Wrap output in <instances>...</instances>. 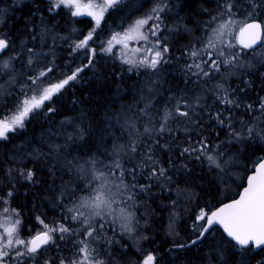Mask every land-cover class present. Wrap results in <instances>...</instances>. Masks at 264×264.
<instances>
[{
	"label": "trees",
	"instance_id": "trees-1",
	"mask_svg": "<svg viewBox=\"0 0 264 264\" xmlns=\"http://www.w3.org/2000/svg\"><path fill=\"white\" fill-rule=\"evenodd\" d=\"M145 1L147 0H132L130 6L120 5L110 11L103 18L101 30L100 27L96 29L95 38L101 32L107 35L112 33L124 23L123 21L139 16L150 6ZM135 2L140 4L133 5ZM171 2L178 3L179 19L174 24H183V30L180 33L177 31L173 38L164 40L171 49L170 62L163 65L156 78L142 72H128L126 67L107 57L96 56L93 67L85 68L77 81L70 82L61 93L53 97L55 103L52 107L55 111L34 119L29 118L23 129L14 132L9 140L0 141V197L6 198L9 191L13 192V195L7 198L8 202L4 204L20 219L19 232L25 239L43 230L37 217L50 225L60 222L63 217L69 215L67 209L86 194L84 180L80 178L81 173L75 168L69 171L65 166L68 160L89 168L90 160L95 158L102 162L98 166L103 169L104 165L110 163L114 148L123 146L124 151L120 153L119 158L124 167L128 168L130 164L139 165L142 151L128 152L133 140L137 148L142 150L148 140H154L156 136L155 132L151 137L145 134V127L151 128L166 123L174 130L175 135L167 132L162 134L160 143L168 144L169 147L165 149L153 145L156 160L167 171L166 177L149 180L138 171L135 182L148 185L147 190L137 189L134 193V202L127 201L128 193L120 197L123 201L120 204H126L129 209L135 211L144 225L142 235L145 240L140 246L141 251L134 248L129 237L118 225H113L114 231H106L103 239L90 242L94 256L103 260L104 264H140L148 252L155 254L156 264H237V254L230 248L228 240L218 228L198 245L185 249L175 248V245L188 243L195 238L197 232H194L192 227L195 215L202 208L214 210L218 207L223 202V189L228 185L218 179V174L209 165L206 157L201 160L182 157L180 151L189 143L188 135L195 142L202 132L210 143L211 154L222 153V156L230 154L238 157V160L247 167L246 174H249L254 165L264 158V139L257 136L255 139L236 140L230 136L231 129L228 126H221L217 121L208 119L209 108L214 112L216 107H222L216 103L215 79L204 84L191 77L190 83H184L188 78L185 77L182 68L185 63L190 62L185 53L193 45L202 46L205 43L203 37L209 28L208 26L203 29L205 22H213L214 17H219L215 23L228 19L227 16L220 17L225 0H171ZM232 3L236 4L233 19H245L251 10L247 6V0H232ZM255 13H258L254 17L256 20H264V8L257 7ZM70 22L72 21H65L67 27L70 26ZM164 22L170 23L168 19ZM61 23H58V29ZM93 27L92 22L88 21L83 29L91 31ZM87 55L85 52L73 55L72 69L76 68V65L87 63ZM58 65L62 68L61 72L64 71L62 62ZM149 81L155 85L153 91L148 89ZM245 81L248 84H245ZM241 87L246 92L241 93L239 91ZM224 88L229 94L234 93L233 98L243 105L254 106L251 114L247 107L232 111L231 122L235 130L241 132L243 136L246 135L244 132L248 126L254 127L258 132L264 130V114L258 108L260 98L264 97V67L258 66L248 77L230 80ZM173 95L183 96L189 103L200 97L197 118L203 115V127L186 135L185 128L192 126L184 122L185 118L176 117L164 122V112L170 111L172 102L175 104L174 100L169 103ZM149 96L152 97L151 101L148 99ZM144 103L148 105L144 106ZM203 105L209 107L201 111ZM146 106L149 113L147 116L141 112ZM4 116L0 114V118ZM254 117L257 119L256 122H253ZM81 131L83 138L79 135ZM232 140L235 143H232ZM21 153L24 155L20 157ZM22 157L26 160L24 165L20 166ZM169 158L174 165L169 163ZM232 166L233 169L239 168L236 164ZM21 168L34 171L35 183H29L19 177L18 172ZM9 170H12L11 175ZM143 171L147 172V169ZM127 179L131 180L132 177L129 176ZM77 184L81 185V191L76 192L71 201L65 197L61 206L58 203L61 192L66 188L70 194L75 191ZM242 186L239 185V191ZM180 192L189 196L188 199L191 201L187 206L191 207V211L189 216L182 214V220L176 224L177 226H173L175 230L172 233L168 221L171 219L176 194ZM63 222L69 224L70 220L63 219ZM73 227L75 228V225ZM81 239L82 237L76 234L64 240H57L56 244L44 251L39 264H44V259L52 260L55 264H59L61 258L68 261L75 259ZM220 250L224 252L223 260L218 255ZM248 261L249 264L264 261V250L251 252ZM29 264H36V261H30Z\"/></svg>",
	"mask_w": 264,
	"mask_h": 264
},
{
	"label": "snow or ice",
	"instance_id": "snow-or-ice-1",
	"mask_svg": "<svg viewBox=\"0 0 264 264\" xmlns=\"http://www.w3.org/2000/svg\"><path fill=\"white\" fill-rule=\"evenodd\" d=\"M124 0H88L84 3L83 0H48L49 13H55L59 9H67L71 17H91L95 22V27L80 39L74 42L71 47L69 56L76 53L85 52L87 55V63L76 67L75 70L66 74L62 80L54 81L52 76L56 72V68L51 64L41 68L38 74H29L27 83L22 85L20 97L17 99L13 109L9 111L3 118H0V141L9 140V133H14L17 130L25 127L26 120L29 118H36L40 115H47L55 111L52 104L55 103L53 97L61 93V90L70 82L77 81L80 78V73L85 68L94 66V59L97 50L89 43L93 40L96 29L100 26L101 20L109 10L123 4ZM247 6L251 9L248 12L245 22L239 27V43L241 51H231L235 47L234 44L224 39L225 34L231 31V27L236 25V20L233 19V14L236 4L232 0H225L223 4V12L220 17L227 16V20H221L218 27H211V35L207 42L201 45H193L192 48L185 53L189 57V61L183 65L182 71L188 79L184 83H190L191 77L196 80L208 84L214 79L224 67L236 66V62L240 56L250 54L255 47H264V24L257 22L255 12L257 7L264 8V0H247ZM164 7L157 4L151 9V12L145 17L137 18L127 29L122 33L118 32L111 36L106 42L107 46L100 49L106 54L115 55L113 48L116 44H121L122 47L127 48V41L144 42L147 47L136 48L137 53H143L139 59L122 58V63L130 65L132 68H144L151 70L154 75H157L162 70L163 65L170 62L169 53L171 49L166 43H162L159 33L161 29V15ZM219 17H214L217 20ZM153 22V23H150ZM155 37V40H151ZM33 35V39H35ZM14 48L13 42L7 36H0V59L3 55H7L10 50ZM228 49L229 51H225ZM27 53L32 54L34 49L32 47L26 48ZM18 54V55H22ZM17 59V55L9 57V60L0 64V69H9L11 62ZM28 65L31 67L33 60L29 55ZM18 83V81H17ZM248 84L247 81L244 82ZM155 85L149 81L148 89L153 91ZM241 88L239 91H243ZM29 92L31 95H29ZM216 103L218 106L215 111L211 108L208 110V119L217 121L221 126H228L230 136L235 137L236 140H242L245 137L241 132L235 130L231 122L232 111L241 107H247L249 113L254 110L252 104L243 105L241 102L233 98V94H229L228 90L224 88L223 83H218L216 91L214 92ZM151 101L152 97H148ZM175 101L174 112L167 111L164 115V120L176 117L185 118L184 122L191 125V128L186 127V135L189 132L195 131L204 125L203 115L197 118V106L199 105L200 97L195 101L189 103L183 96L170 97L169 103ZM209 106L203 105V108ZM259 111L264 114V97L260 98ZM142 115H149L148 106L141 110ZM179 122V121H178ZM247 138L255 139L259 136L264 139V130L257 133L254 127H247ZM155 132V139H149L146 146L140 150L136 146L135 140L128 148L129 153H137L142 151L143 155L140 157V164H130L128 168L119 158L120 153L124 151L123 146L114 148L113 154L110 157V163L104 165L103 169L98 165L102 162L95 158L90 160V167L85 168L82 165L74 163L72 160L66 162V167L69 171L75 168L81 173V179L84 180L86 194L77 200L71 207L67 209L69 215L63 219L70 220L69 224H65L63 219L60 222L49 224L40 217H37L38 222L42 226V231L37 232L30 239L25 240L20 237L18 226L21 221L16 219L11 226L0 225L4 228L0 234V264H29L30 261H36L39 264V259H43L44 251L48 250L52 245L56 244L57 240H64L66 237L79 234L82 239L80 246L77 249V257L73 260H66L61 258L59 264H104V261L94 256V249L90 246V242L96 239H103L106 231L115 229L113 225H118L122 232L131 233L133 231L132 220L134 214L128 210L127 206L114 207L117 205L120 197L127 194V201H135L137 189L146 191L148 185L136 183V176L138 171L141 175H146L149 180L153 178L159 179L166 177L167 171L160 166L155 158V147L165 148L168 144H161L160 139L162 134L170 133L175 135L174 130L166 123H161L158 126L151 128L145 127L144 133L151 137ZM83 138V131L79 133ZM72 139V137H69ZM189 143L181 148L180 155L182 157L194 158L201 160L207 158L209 165L223 171L224 166L228 161L217 162V155L209 152L210 143L200 133L199 138L193 142L190 135H188ZM174 142V141H172ZM155 145V147L153 146ZM58 147V146H57ZM219 147V146H217ZM222 154V153H221ZM169 163L174 165V162L169 158ZM255 172L248 176L247 187L239 193L238 199H233L229 203H224L214 210L202 208L196 215L193 222V231L197 235L187 244L175 245L177 248H186L198 245L201 241L207 238L213 231L217 230L215 226H219L223 230L224 235L228 238L230 248L235 251L238 256L237 264H249L248 256L256 249L264 250V159L259 160L255 165ZM147 169V172L143 170ZM12 170H9L11 175ZM54 175V169L52 170ZM18 175L20 178L35 183L34 171L32 169H19ZM132 177L128 180V177ZM190 178V177H189ZM81 191V185L77 184L75 191L68 193L65 188L61 192L58 203L63 205L64 198L67 197L71 201L75 197L76 192ZM13 195L12 191L8 192V197ZM0 201L7 203V198L0 197ZM83 209V210H82ZM8 208H4L5 214L9 213ZM75 225V228L73 227ZM77 229L79 232L77 233ZM146 238V237H145ZM72 242V241H69ZM221 260L224 258L223 250L218 253ZM44 264H55L54 261L44 259ZM140 264H156V256L152 252H148L143 256ZM257 264H264V261H257Z\"/></svg>",
	"mask_w": 264,
	"mask_h": 264
},
{
	"label": "rangeland",
	"instance_id": "rangeland-1",
	"mask_svg": "<svg viewBox=\"0 0 264 264\" xmlns=\"http://www.w3.org/2000/svg\"><path fill=\"white\" fill-rule=\"evenodd\" d=\"M21 1L26 2L24 0H21ZM86 1H88V0H86ZM222 1H224V0H222ZM94 2H95V0H94ZM131 3H132V0H124V3L121 5L130 6ZM145 3L150 4V6L147 9H145L143 12H141L139 14V16L136 15L127 21H123L124 23L119 25L118 29L116 31H114L112 33H108V35H107V33L101 32L96 38H94L89 43L92 45V47H94L97 50L96 56H99V55L105 56L108 59H110L111 61H114V62L126 67L128 69L127 70L128 72H133V73L134 72H136V73L142 72L146 75L147 74L148 75L149 74L154 75L151 70L144 69V68H132V67H130V65L122 63V58H129L130 59V58L135 57V58L139 59L140 56L143 55V53H137L135 51L136 48L148 46V45L144 44V42H142V41L139 43H137L136 41H127V44H128L127 48L122 47L121 44H116V46L113 48V52L115 53V55L106 54L105 52L100 50L102 48V46H104V47L107 46L106 42L111 38V36L113 34L118 33V32L122 33L137 18L145 17L147 14H149L151 12V9L154 6H156L157 4H160L165 9L162 13H160L161 20L158 21L159 23H161V29H160L159 36H160L162 43H165L164 40H166V38H168V40L170 38H173L174 34L177 31H179V33H180L183 30L182 29L183 24H181V23L180 24H178V23L174 24V22H176V20L178 21V19H179V17H177V11L179 9L177 2L172 3L171 0H147V1H145ZM138 4H140V2H137V3L135 2V4H133V5H138ZM118 7H116V8H118ZM114 9L115 8L106 12L104 17L110 11H113ZM63 10L65 13L69 12V10H67V9H63ZM257 14L258 13H255V15H257ZM244 16H246V15H244ZM89 18H90V20H92L91 17H89ZM166 19H168L170 21L169 24L164 22V20H166ZM245 20H246V18L242 19V20H240V19L236 20V22H237L236 25L232 26L231 31L229 33L225 34L224 39L235 45V47L233 49H231V51H237V52L241 51V46L239 43V40H240L239 27L243 25ZM91 22L95 27V22L93 20ZM261 22H262V24H264V20H262ZM150 23H153V22H150ZM219 23H220V21H216V23L214 21L213 22H205L203 29L205 30L206 28H208L209 24L211 25V27L213 26V28L218 27ZM69 25L70 26L67 27L65 24V21H63L59 25L60 29H58V28L57 29L63 31V33L61 35H59L60 37H57L56 33L54 32L55 30L53 29V28L57 27L58 24H57V26H54V27L46 25L43 30L40 28L42 31L40 33L42 34V36H46V38H45L46 40H44L46 42V44L51 43L50 40L52 38H55V39H53L52 42H59V44H60L61 42L69 41V42H71V45L72 44L74 45V42L81 39L82 28L74 25L73 22L70 23ZM164 26H166V27H164ZM49 30L51 32H49ZM84 31H86V30H84ZM210 35H211V29L208 28V32L206 31V34L203 37L205 42H207ZM150 39L155 40L156 38L150 36ZM60 47H63V46L61 45ZM61 50L60 51L58 50L56 55L59 59H62L61 62H63L65 59H64V53L63 52L61 53ZM51 51H52V49H49V48L45 49L42 47L41 51H40V49H39V51L36 50L30 55L32 56V60L34 61L35 57H40V56L43 57L45 52H51ZM225 51H229V50L226 49ZM75 55L76 54H74V56ZM10 56L8 55V57H6L4 59V61L9 60ZM27 58H28V56L26 55V57L24 58V63H25L24 65H17V64L15 65L12 61L9 69H0V114L1 115L9 114V111L14 108L17 99L21 95V92L22 91H28V89H26V88L25 89L21 88L22 85H25L27 83L28 75L29 74L36 75V74H38V72L41 69V68L40 69H34V68H32V66L30 67L28 65ZM21 61L23 62V59H21ZM43 61H47V60H43ZM258 66L264 67V47H259L258 49H255L254 51H250V54L240 56L238 59V62H236V66L224 67L223 68L224 70H221V72L214 79L217 81V84L223 83V85H225V84L227 85V82H229L230 80H233V79L234 80L235 79L240 80L243 78V76L248 77V75L252 74V72H254L258 68ZM44 67H46V66H44ZM54 67H56V65ZM61 69L62 68H59V65H57V69H56L55 74L52 76V80H54V81L62 80L66 74H69L71 71L75 70V68H74L70 71L67 70V71L61 72ZM154 77L156 78V75H154ZM155 78H153V79H155ZM17 81H18V83H17ZM241 88H243V87H241ZM235 90H236V88H235ZM244 92H246L245 89L241 93H244ZM207 94H208V91L206 92V95ZM29 95H31L30 92H29ZM204 95H205V93H204ZM244 95L245 94H243V96ZM6 100H7V102H6ZM145 105H148V104L144 103V106ZM170 111L174 112V103L173 102L171 103ZM165 112H167V111H165ZM165 112H164V115H165ZM170 119H172V118H169L168 120H170ZM256 121H257V119L254 117L253 122H256ZM164 122H166V121L164 120ZM259 123H260V121H259ZM256 132H258V130H256ZM244 133L246 134L244 136L245 137L244 139H248L247 138V131L245 130ZM244 139L242 141H244ZM232 143H235V141L232 140ZM23 155L24 154L21 153L20 157ZM213 155H217V157H218L217 162L218 163L221 161H228V163L224 166L223 171L212 166V168L218 174L217 175L218 179L220 181H223L225 184L228 183V185L226 187H224L225 185L223 186L224 187V189H223L224 194L222 196V201L226 200L227 198H232V197L237 196L239 193V188H238L239 185L244 184L243 181L245 180L246 176L248 175V174H246V168L247 167L240 160H238L239 158L236 156H231L230 154H226V156H222L220 153H214ZM22 158L23 159H21V162L19 163L20 166L21 165L23 166L25 163L24 161L26 160L25 157H22ZM34 159H36V158H34ZM15 161H20V160H14V162ZM234 164H236L239 168L233 169L232 167H234V166H232V165H234ZM226 181H228V182H226ZM6 198H9V197H6ZM188 198H189V196H186L184 194V192H180L179 194H176L175 200L173 202L174 207H173V210L170 214L171 219L169 218V221H168L169 226H171L170 229H171L172 233L175 230L174 227L177 226L176 224H178L182 220L183 215L185 214V216H189V214H190L191 207H188L187 205H188V202H190L191 200ZM79 199H77V200H79ZM77 200H76V202H77ZM1 203H2V201H0V225H6V226L10 227L11 223H14V221L18 218H17V216H15L14 211H11L4 203H2V204ZM124 206H127V205L126 204H120L119 201H118L117 205H114V207H124ZM4 208H8L10 210L8 214H5L3 212ZM128 210L134 214V219L132 220L133 231L131 233H127V232H123V233L129 237L131 244L134 246V248H136L138 251H141L140 246L145 240L144 235H142L144 225L140 222V217L138 214H136L135 211H133L132 209H129V208H128ZM198 213L199 212H197V214ZM196 215L194 218H196ZM8 221H11V223H8ZM20 225H21V223H20ZM20 225L18 226V232L20 229ZM3 231H4V228L2 226H0V234H2ZM19 235L21 238L25 239L24 236L20 232H19ZM31 237L32 236H29L25 240H28Z\"/></svg>",
	"mask_w": 264,
	"mask_h": 264
},
{
	"label": "flooded vegetation",
	"instance_id": "flooded-vegetation-1",
	"mask_svg": "<svg viewBox=\"0 0 264 264\" xmlns=\"http://www.w3.org/2000/svg\"><path fill=\"white\" fill-rule=\"evenodd\" d=\"M24 1L26 2H22L21 0H0V36H7L12 40L14 45V48L10 50L7 55H3L2 59H0V64L6 57H8V55H17V59L13 60V63L15 65H24V58L26 57V55H30L26 51L27 47H32L34 51H39V49L41 51V48L43 47L45 49H52V51L45 52L43 57H35L32 63V68L40 69L51 64L53 67L56 65L55 68L57 69V65L59 62H61L62 59H59L56 53L58 52V49H62L61 53H64L65 59L62 62L63 66L65 67L64 71L72 69L73 55L69 56V52L73 44L71 45V42L69 41H64L60 44L59 42H52L55 38H52L50 40L51 43L46 44V42L44 41L46 40V36H42V34L40 33L42 32L41 29L43 30L46 25L54 27L57 26V24L60 22L70 20L74 23V25L82 28L81 39H83L84 36L88 33L87 30L84 31L83 27L85 26V24H87L88 21L92 20H90V18L87 16L71 17L70 13H65L63 9H60L55 13H49L47 11L49 7L48 0ZM83 2L87 3L88 1L83 0ZM102 22L103 19L101 20L99 26L100 29ZM20 23L21 25H23V27L20 25ZM53 29L55 30L54 32L56 33L57 37H60L59 35L63 33V31L58 30L57 27ZM49 32L51 31L49 30ZM33 35H35V39H33ZM61 45L63 47H60ZM21 53L23 54L18 55ZM21 59H23V62L21 61ZM76 67H78V65H76ZM13 134L14 133H9V139Z\"/></svg>",
	"mask_w": 264,
	"mask_h": 264
},
{
	"label": "water",
	"instance_id": "water-1",
	"mask_svg": "<svg viewBox=\"0 0 264 264\" xmlns=\"http://www.w3.org/2000/svg\"><path fill=\"white\" fill-rule=\"evenodd\" d=\"M257 22H260V23H262L261 21H258V20H256ZM94 37V36H93ZM258 47H255V49H257ZM264 159V158H263ZM254 172H255V167H254V169L251 171V173L249 174V175H252V174H254ZM248 175V176H249ZM248 176L246 177V180H245V183H244V185H243V187L241 188V190H240V192L239 193H241L242 191H243V189H244V187H247V179H248ZM239 198V194L235 197V198H232V199H229V200H226L225 202H223V203H221L218 207H220L222 204H224V203H229V202H231L233 199H238ZM215 228H218V229H220L219 228V226H215ZM221 230V232H222V234L224 235V233H223V230L222 229H220ZM225 236V235H224ZM225 238L228 240V238L225 236ZM194 239V238H193ZM191 241V240H190ZM189 241V242H190ZM188 242V243H189ZM202 242V241H201ZM185 244H187V243H185ZM177 248V247H176ZM186 248H188V247H186ZM177 249H185V248H177ZM261 249H256L255 251H260Z\"/></svg>",
	"mask_w": 264,
	"mask_h": 264
},
{
	"label": "bare ground",
	"instance_id": "bare-ground-1",
	"mask_svg": "<svg viewBox=\"0 0 264 264\" xmlns=\"http://www.w3.org/2000/svg\"><path fill=\"white\" fill-rule=\"evenodd\" d=\"M21 15V14H20ZM23 15V14H22ZM24 18V17H23ZM28 19V18H27ZM20 20V19H19ZM23 21V20H22ZM28 21V20H27ZM30 22V21H29ZM25 24V23H24ZM19 25V24H18ZM20 25H21V23H20ZM26 25V24H25ZM22 27H23V25H21ZM176 248V247H175ZM177 249V248H176Z\"/></svg>",
	"mask_w": 264,
	"mask_h": 264
}]
</instances>
